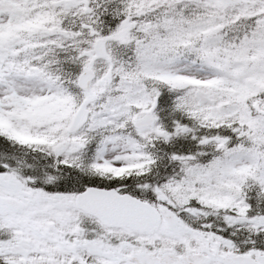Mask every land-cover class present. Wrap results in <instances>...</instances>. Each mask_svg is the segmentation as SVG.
<instances>
[{
  "label": "snow or ice",
  "instance_id": "6c2138e0",
  "mask_svg": "<svg viewBox=\"0 0 264 264\" xmlns=\"http://www.w3.org/2000/svg\"><path fill=\"white\" fill-rule=\"evenodd\" d=\"M0 264H264V0H0Z\"/></svg>",
  "mask_w": 264,
  "mask_h": 264
}]
</instances>
